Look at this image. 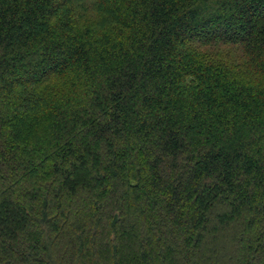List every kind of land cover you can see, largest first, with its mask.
I'll return each mask as SVG.
<instances>
[{
    "label": "trees",
    "instance_id": "16d2710c",
    "mask_svg": "<svg viewBox=\"0 0 264 264\" xmlns=\"http://www.w3.org/2000/svg\"><path fill=\"white\" fill-rule=\"evenodd\" d=\"M0 264H264V0H0Z\"/></svg>",
    "mask_w": 264,
    "mask_h": 264
}]
</instances>
